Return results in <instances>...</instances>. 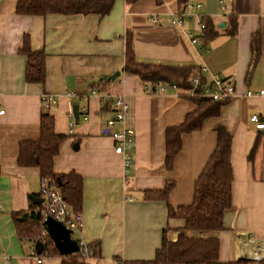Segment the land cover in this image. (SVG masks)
<instances>
[{
    "label": "crops",
    "instance_id": "obj_1",
    "mask_svg": "<svg viewBox=\"0 0 264 264\" xmlns=\"http://www.w3.org/2000/svg\"><path fill=\"white\" fill-rule=\"evenodd\" d=\"M17 2L0 0V264H62L65 256L53 246L38 263L34 239L18 224L41 206L32 201L41 197L39 169L18 165L17 158L20 143L40 135L44 94L56 97L48 111L54 130L65 135L53 171H74L82 177L81 234L98 246V253L80 264L151 260L163 228L171 227L168 237L177 238L183 222L167 217V203L177 207L192 202L194 182L215 147L218 125L232 135L233 174L224 228L216 232L219 260H264L256 258L264 253V132L249 121L252 115L264 121V96L257 93L264 92V0H186L201 4L196 12L210 23L212 38L191 18L180 26L173 23L182 7L178 0H114L103 16L17 14ZM154 14L158 22L150 20ZM231 17L233 34L228 32ZM255 32L259 55L247 77ZM190 33L197 44L190 42ZM128 35L137 62L205 66L234 83V96L219 114L182 135L170 170L164 164L165 130L182 123L196 105L171 87L159 91L123 71ZM25 36L32 50L45 54L42 83L25 80L27 59L19 52ZM116 72L114 80L106 79ZM248 90L254 93L247 96ZM69 92L76 96L70 99ZM120 95L129 107L126 125L134 130L128 164L114 152L107 129L111 102ZM75 104L79 116L70 131ZM168 181L174 186L167 202L144 198L145 190L162 189Z\"/></svg>",
    "mask_w": 264,
    "mask_h": 264
},
{
    "label": "trees",
    "instance_id": "obj_2",
    "mask_svg": "<svg viewBox=\"0 0 264 264\" xmlns=\"http://www.w3.org/2000/svg\"><path fill=\"white\" fill-rule=\"evenodd\" d=\"M114 0H18L16 13L24 15L47 14H107ZM180 6L186 0H178ZM235 31V21L231 17L230 34ZM205 35L212 38L215 33L209 22L205 24ZM250 57L246 70L248 77L259 55V33L250 38ZM19 52L26 56L25 80L42 83L44 81L43 51L32 50L27 36L24 37ZM123 71L137 76L143 83L154 86L155 83L176 85L181 89L189 87L191 77L199 73V68L191 66H169L162 64H147L137 62L134 55L131 36L125 40V62ZM183 95V94H182ZM196 105V109L187 113L179 125L168 126L165 130V167L172 168L173 159L180 151L182 135L201 129L204 120L219 114L220 107L226 101L213 102L203 97H188ZM216 144L207 162L194 182L193 199L190 204L172 207L167 203V217L183 222L179 227L177 238L171 240L168 232L171 227L162 229L160 246L151 260H125L121 264H248L246 261L222 262L219 260V238L217 231L224 228L223 214L231 204V184L233 179L231 165V133L223 126L215 127ZM65 135L54 130V117L49 111H43L40 116V135L35 140L23 141L19 145L18 165L37 167L40 178L49 179L59 188L62 196L74 212H80L82 203V177L71 171L55 173L53 159L58 153L59 144ZM174 186V181L166 182L162 189L145 190V199H163ZM167 202V201H166ZM40 208L32 210L30 216L21 222V230L28 236L38 235L42 220ZM203 233H208L203 235ZM24 234V233H23ZM48 244L53 249L49 239ZM93 255L98 253L95 244L91 243ZM83 259L79 253L65 255L62 264H80ZM264 264V260L257 261Z\"/></svg>",
    "mask_w": 264,
    "mask_h": 264
},
{
    "label": "built area",
    "instance_id": "obj_3",
    "mask_svg": "<svg viewBox=\"0 0 264 264\" xmlns=\"http://www.w3.org/2000/svg\"><path fill=\"white\" fill-rule=\"evenodd\" d=\"M201 6L200 3L186 2L173 18V23L180 26L185 18H191L196 21L200 30L205 29V23L198 16L196 9ZM150 20L158 22V16H150ZM190 42L197 44L198 39L193 34H188ZM147 86H145L146 88ZM166 87H171L183 95L188 97H203L213 102L227 101L234 96V83L218 74L211 73L207 67L199 68V73L189 80V87L181 89L176 85H167L164 83H155L154 88L163 91ZM254 92L248 90L246 95L250 96ZM258 95L264 96L263 90H259ZM67 96L73 99L76 93L69 92ZM56 104V97L50 94L42 95V107L44 111L50 110ZM112 116L107 120L108 135L114 142V152L122 155L125 158L126 164L129 163L130 153L134 143V130L126 125V116L129 110L128 104L122 95L116 96L111 102ZM249 121L253 124L255 129H260L264 132V121H261L256 115L249 117ZM75 124L74 116L70 113L69 130L71 131ZM40 196L43 199L40 212L42 220L40 222L39 234L34 239L40 241L44 250L37 254V262L40 263L45 255L46 242L50 239L44 229L43 222L47 217H51L56 221L62 223L66 228L72 231L71 238L77 242L78 253L86 259L93 255L91 243L86 241L81 234L83 226V216L80 212H74L69 204L62 196L56 184L49 179H42L40 186ZM77 233V234H76ZM264 246V239H262ZM257 259H264V253L256 255Z\"/></svg>",
    "mask_w": 264,
    "mask_h": 264
},
{
    "label": "water",
    "instance_id": "obj_4",
    "mask_svg": "<svg viewBox=\"0 0 264 264\" xmlns=\"http://www.w3.org/2000/svg\"><path fill=\"white\" fill-rule=\"evenodd\" d=\"M119 76V72L106 77V79L114 80ZM105 79V78H103ZM73 116L75 121L78 120V105L72 106ZM32 201L35 205H41L43 199L41 197H32ZM27 216V213L23 215L21 220ZM44 229L53 243V246L58 250L60 255H68L78 252L77 242L71 238L72 231L66 228L62 223L56 221L51 217H47L43 222ZM34 249L37 254H40L44 250V246L40 241H35Z\"/></svg>",
    "mask_w": 264,
    "mask_h": 264
},
{
    "label": "rangeland",
    "instance_id": "obj_5",
    "mask_svg": "<svg viewBox=\"0 0 264 264\" xmlns=\"http://www.w3.org/2000/svg\"><path fill=\"white\" fill-rule=\"evenodd\" d=\"M40 231V230H39ZM24 234H27V232L26 233H24ZM37 234H39V233H37ZM37 236V235H36ZM36 236L34 235V236H30V237H32L33 239H35L36 238ZM46 248L47 249H49L50 248V245L48 244V241L46 242Z\"/></svg>",
    "mask_w": 264,
    "mask_h": 264
}]
</instances>
